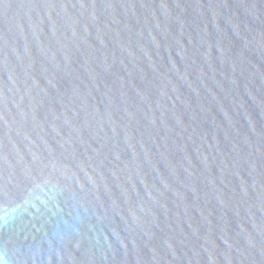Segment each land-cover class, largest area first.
<instances>
[{
	"label": "water",
	"instance_id": "obj_1",
	"mask_svg": "<svg viewBox=\"0 0 264 264\" xmlns=\"http://www.w3.org/2000/svg\"><path fill=\"white\" fill-rule=\"evenodd\" d=\"M0 264H264V0H0Z\"/></svg>",
	"mask_w": 264,
	"mask_h": 264
}]
</instances>
